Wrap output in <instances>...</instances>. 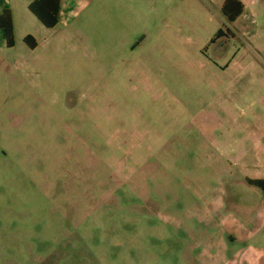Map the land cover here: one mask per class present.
<instances>
[{"label":"rangeland","instance_id":"1","mask_svg":"<svg viewBox=\"0 0 264 264\" xmlns=\"http://www.w3.org/2000/svg\"><path fill=\"white\" fill-rule=\"evenodd\" d=\"M220 1L88 0L53 28L19 9L9 47L2 29L0 141L44 163L75 227L40 264H215L253 243L264 0L232 18Z\"/></svg>","mask_w":264,"mask_h":264},{"label":"crops","instance_id":"2","mask_svg":"<svg viewBox=\"0 0 264 264\" xmlns=\"http://www.w3.org/2000/svg\"><path fill=\"white\" fill-rule=\"evenodd\" d=\"M32 1L0 0V13L8 9L12 23L16 24L18 10H28ZM87 1L60 0L58 23L71 22L78 7ZM219 4L223 5L222 0ZM3 36L0 28V39ZM5 48L0 44V49ZM6 137L13 136L0 133V138ZM17 154L21 153L0 141V259L11 260L14 264H40L62 246L75 227L57 203L53 180L48 186L44 163ZM258 200L261 209L254 216L252 229L248 230L253 243H247L244 249L231 250L225 246L227 255L233 251L231 257L215 264H264V197L258 195Z\"/></svg>","mask_w":264,"mask_h":264},{"label":"trees","instance_id":"3","mask_svg":"<svg viewBox=\"0 0 264 264\" xmlns=\"http://www.w3.org/2000/svg\"><path fill=\"white\" fill-rule=\"evenodd\" d=\"M60 0H34L28 5V11L46 28H53L58 23ZM242 5L238 0H225L222 10L229 17H234L240 13ZM0 28L4 30L8 47L14 44L13 29L10 11L3 10L0 13ZM31 35H26L24 41L29 46H34V39ZM255 185L261 188L264 197V179L254 181Z\"/></svg>","mask_w":264,"mask_h":264}]
</instances>
